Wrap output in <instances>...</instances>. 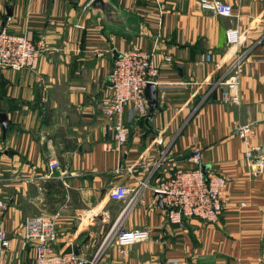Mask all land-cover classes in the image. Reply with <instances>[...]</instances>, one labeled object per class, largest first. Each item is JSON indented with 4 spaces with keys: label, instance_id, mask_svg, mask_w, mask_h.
<instances>
[{
    "label": "crops",
    "instance_id": "crops-1",
    "mask_svg": "<svg viewBox=\"0 0 264 264\" xmlns=\"http://www.w3.org/2000/svg\"><path fill=\"white\" fill-rule=\"evenodd\" d=\"M92 1L0 0V29L27 33L41 49L36 69L0 67V113L9 119L6 134L0 122V192L9 203L2 223L12 238L0 263L35 264L20 226L46 213L57 215L58 250L98 254L99 264H264V0H222L233 15L200 0H105L114 10L104 15ZM229 27L241 31L237 45L227 43ZM133 46L158 66V107L151 111L146 96V116L127 108L130 135L118 149L103 133L99 100L116 58ZM243 49L234 104L221 80ZM246 124L254 132L245 141L237 128ZM256 146L262 152L247 159ZM195 150L207 173L232 180L218 220L190 217L181 226L153 186L194 167ZM119 182L140 189L133 201V191L111 198ZM136 228L149 237L113 241L116 230Z\"/></svg>",
    "mask_w": 264,
    "mask_h": 264
},
{
    "label": "built area",
    "instance_id": "built-area-1",
    "mask_svg": "<svg viewBox=\"0 0 264 264\" xmlns=\"http://www.w3.org/2000/svg\"><path fill=\"white\" fill-rule=\"evenodd\" d=\"M203 9L217 15H233V6L222 0H200ZM239 27H229L226 30L227 43L237 45L240 41ZM40 47L27 33H13L5 28L0 29V67L20 70L36 69L39 64ZM248 50L237 52L229 63L227 76L221 80L224 85L222 96L225 101L239 103V83L244 72L245 59ZM169 58V57H167ZM158 66L153 62L151 54L133 46L122 52L115 60L109 77V82L103 96L99 100L102 111V129L106 135H111L112 143L118 149L127 143L130 129L124 116L127 108L133 109L138 115L146 116L149 111L146 99V87L150 82H156ZM237 132L245 141L254 131L250 125H240ZM106 147L111 148V143ZM262 152L259 146L248 148L245 156L254 160ZM194 167L178 169L166 176H159L153 186L156 194L163 193L167 216L173 223L181 226L185 219L198 217L204 221H216L224 210L223 191L232 180L225 174L207 173L202 167V154L195 150L190 156ZM151 171V176L162 165L157 161ZM50 168L58 169L60 163L53 158L49 161ZM144 184L146 182H143ZM140 189H134L126 182L114 184L110 196L114 200L125 199L133 191L130 202L135 199ZM245 205V203H242ZM9 206L8 200L0 192V252L6 253L11 247L12 238L3 227V217ZM21 237L25 244H30L34 250L35 264H99L98 254L86 258L74 251L58 250L57 215L40 213L25 218L20 226ZM149 237L146 228L132 230L119 229L113 233V241L118 245L131 244ZM0 264H6L5 262Z\"/></svg>",
    "mask_w": 264,
    "mask_h": 264
},
{
    "label": "water",
    "instance_id": "water-1",
    "mask_svg": "<svg viewBox=\"0 0 264 264\" xmlns=\"http://www.w3.org/2000/svg\"><path fill=\"white\" fill-rule=\"evenodd\" d=\"M104 4L108 8L104 7ZM91 7L92 8H99L103 12L104 15H106V13L109 12L111 9L114 10V8L110 4H107L105 2V0H93ZM145 92H146L147 99L149 101L150 109H151V111H154L158 107V96H159V90H158L156 83H154V82L148 83ZM150 117H151V115L149 114L147 116V118H150ZM0 122L2 123L3 132H4V134H6V130L8 127L7 125L9 123V119H8V116L6 113H4V112L0 113ZM158 196H159L158 203L161 206H164V203L162 201L163 193H158ZM78 252L79 251H77V253Z\"/></svg>",
    "mask_w": 264,
    "mask_h": 264
}]
</instances>
